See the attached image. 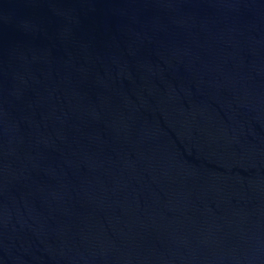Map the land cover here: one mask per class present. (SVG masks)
Listing matches in <instances>:
<instances>
[{
    "label": "water",
    "instance_id": "1",
    "mask_svg": "<svg viewBox=\"0 0 264 264\" xmlns=\"http://www.w3.org/2000/svg\"><path fill=\"white\" fill-rule=\"evenodd\" d=\"M0 264H264V0H0Z\"/></svg>",
    "mask_w": 264,
    "mask_h": 264
}]
</instances>
